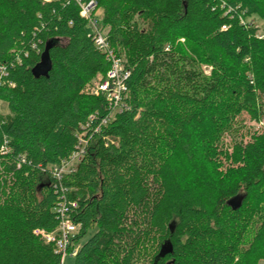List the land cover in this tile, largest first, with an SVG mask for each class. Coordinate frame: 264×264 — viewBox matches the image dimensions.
<instances>
[{
  "label": "trees",
  "instance_id": "1",
  "mask_svg": "<svg viewBox=\"0 0 264 264\" xmlns=\"http://www.w3.org/2000/svg\"><path fill=\"white\" fill-rule=\"evenodd\" d=\"M96 1L131 71L98 131L107 98L85 89L111 64L78 3L0 0V264H60L35 230L58 226L52 167L95 113L63 183L74 264H264V128L242 118H264V28L245 20L264 0Z\"/></svg>",
  "mask_w": 264,
  "mask_h": 264
},
{
  "label": "built area",
  "instance_id": "2",
  "mask_svg": "<svg viewBox=\"0 0 264 264\" xmlns=\"http://www.w3.org/2000/svg\"><path fill=\"white\" fill-rule=\"evenodd\" d=\"M52 2L56 0H45ZM69 2L71 0H65ZM80 6V15L88 20L89 36L92 38L95 46L107 59L110 61V68L106 75L93 85H88L86 92L94 95H104L107 98L109 114L102 117L100 124L96 127L98 131L101 125H107L111 122L116 113L123 111L128 107L129 88L127 80L130 77L131 71L125 67L123 59L117 55L111 47L107 29H102L99 26V18L97 16V1L96 0H74ZM7 75V68L0 65V86L2 78ZM99 76V75H98ZM98 113L92 114L89 120L81 125V129L85 130L90 126L91 121L97 119ZM78 134V143L71 156L64 159L60 164L52 167V175L55 178V187L61 190V201L56 207V212L59 216V223L56 229L47 232L42 229H36L35 233L40 235L47 243H52L55 247V253L60 256V264H64V259L67 256H75L78 252L79 245L73 246V239L79 231L80 226L75 224L71 218V210L77 206L75 201H69L67 197V189L64 186V177L74 172L78 162L87 152L89 139L87 132ZM4 151L7 149L3 146ZM73 247V248H72ZM72 248V249H71Z\"/></svg>",
  "mask_w": 264,
  "mask_h": 264
},
{
  "label": "rangeland",
  "instance_id": "3",
  "mask_svg": "<svg viewBox=\"0 0 264 264\" xmlns=\"http://www.w3.org/2000/svg\"><path fill=\"white\" fill-rule=\"evenodd\" d=\"M245 20L247 22L253 23L254 25H256L257 27L260 28V30L258 31V35H261L263 33L262 29L264 28V21L262 19H260L258 16L249 17ZM203 68L205 69L206 73H210L211 67L205 65ZM100 78H102V75L97 76L90 83V85H93L95 81L98 82L100 80ZM8 112H9V109L7 107V104L0 100V114L1 113H8ZM242 118H244V120H245L244 124L246 125L247 128L244 131H245V134L248 133L247 134L248 138L250 137V133H253L254 131H257V130L261 131L264 128V118L262 120H259V121L252 120L251 116L248 113H244ZM88 236L89 235L83 237L81 239V242L83 243L85 240H87ZM74 262H75L74 256L69 255L64 259V264H74Z\"/></svg>",
  "mask_w": 264,
  "mask_h": 264
}]
</instances>
